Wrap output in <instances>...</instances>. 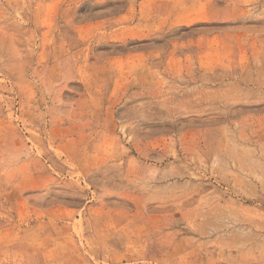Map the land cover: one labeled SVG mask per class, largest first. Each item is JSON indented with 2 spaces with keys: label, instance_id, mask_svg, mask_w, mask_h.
<instances>
[{
  "label": "rangeland",
  "instance_id": "1",
  "mask_svg": "<svg viewBox=\"0 0 264 264\" xmlns=\"http://www.w3.org/2000/svg\"><path fill=\"white\" fill-rule=\"evenodd\" d=\"M0 264H264V0H0Z\"/></svg>",
  "mask_w": 264,
  "mask_h": 264
}]
</instances>
